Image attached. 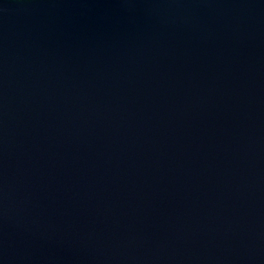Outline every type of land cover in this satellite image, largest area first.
I'll use <instances>...</instances> for the list:
<instances>
[{
    "label": "water",
    "instance_id": "water-1",
    "mask_svg": "<svg viewBox=\"0 0 264 264\" xmlns=\"http://www.w3.org/2000/svg\"><path fill=\"white\" fill-rule=\"evenodd\" d=\"M0 264H264V0H0Z\"/></svg>",
    "mask_w": 264,
    "mask_h": 264
}]
</instances>
